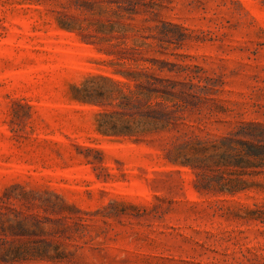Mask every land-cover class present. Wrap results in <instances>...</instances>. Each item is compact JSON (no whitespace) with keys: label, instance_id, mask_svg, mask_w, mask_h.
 Returning <instances> with one entry per match:
<instances>
[{"label":"rangeland","instance_id":"1","mask_svg":"<svg viewBox=\"0 0 264 264\" xmlns=\"http://www.w3.org/2000/svg\"><path fill=\"white\" fill-rule=\"evenodd\" d=\"M133 1L0 0V250L25 256L0 264H264V171L221 195L165 159L264 124V0ZM139 69L176 82L180 119L100 134L74 88Z\"/></svg>","mask_w":264,"mask_h":264},{"label":"trees","instance_id":"2","mask_svg":"<svg viewBox=\"0 0 264 264\" xmlns=\"http://www.w3.org/2000/svg\"><path fill=\"white\" fill-rule=\"evenodd\" d=\"M111 2L124 11H132L136 4L133 0ZM59 25L70 29L62 22ZM120 29L123 30V25ZM118 75L124 81L95 75L82 87L74 88V99L101 109L96 121L99 133L137 141L169 132L181 115L176 82L143 69ZM165 159L189 167L198 192L235 195L255 185L251 179L264 171V124L241 122L216 140L183 138L166 151ZM0 251V260L4 262L25 258L17 248Z\"/></svg>","mask_w":264,"mask_h":264}]
</instances>
